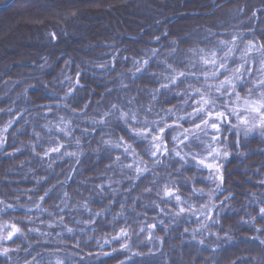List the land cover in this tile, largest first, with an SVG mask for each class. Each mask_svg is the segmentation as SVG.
I'll list each match as a JSON object with an SVG mask.
<instances>
[{
  "label": "clouds",
  "instance_id": "clouds-1",
  "mask_svg": "<svg viewBox=\"0 0 264 264\" xmlns=\"http://www.w3.org/2000/svg\"><path fill=\"white\" fill-rule=\"evenodd\" d=\"M21 24L0 264H264V0H53Z\"/></svg>",
  "mask_w": 264,
  "mask_h": 264
},
{
  "label": "trees",
  "instance_id": "trees-1",
  "mask_svg": "<svg viewBox=\"0 0 264 264\" xmlns=\"http://www.w3.org/2000/svg\"><path fill=\"white\" fill-rule=\"evenodd\" d=\"M52 2L53 0H0V33L12 30L11 35L6 39L5 43L17 46L13 49L5 48L4 53L6 55L15 56L20 48L27 47L22 42L28 39L26 32L30 31V29L23 24L19 27H14V25L18 21L46 10V5ZM188 2L190 4H197L199 0H188ZM249 243V241L243 239L238 241L240 245H247ZM204 251H207V249H204Z\"/></svg>",
  "mask_w": 264,
  "mask_h": 264
}]
</instances>
